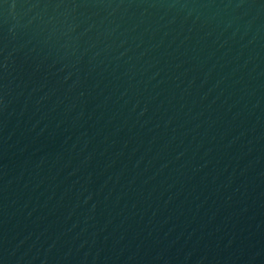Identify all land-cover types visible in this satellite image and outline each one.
Wrapping results in <instances>:
<instances>
[{"label":"water","instance_id":"1","mask_svg":"<svg viewBox=\"0 0 264 264\" xmlns=\"http://www.w3.org/2000/svg\"><path fill=\"white\" fill-rule=\"evenodd\" d=\"M0 264H264V0H0Z\"/></svg>","mask_w":264,"mask_h":264}]
</instances>
